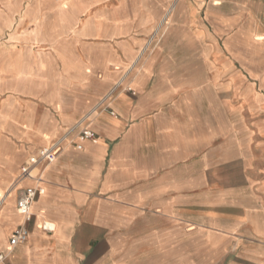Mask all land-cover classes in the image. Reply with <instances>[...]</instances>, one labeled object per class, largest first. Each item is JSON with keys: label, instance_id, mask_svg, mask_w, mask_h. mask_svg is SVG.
<instances>
[{"label": "crops", "instance_id": "crops-1", "mask_svg": "<svg viewBox=\"0 0 264 264\" xmlns=\"http://www.w3.org/2000/svg\"><path fill=\"white\" fill-rule=\"evenodd\" d=\"M65 1L0 0L6 264H264V0H117L84 22ZM16 182L45 189L28 222Z\"/></svg>", "mask_w": 264, "mask_h": 264}, {"label": "built area", "instance_id": "built-area-1", "mask_svg": "<svg viewBox=\"0 0 264 264\" xmlns=\"http://www.w3.org/2000/svg\"><path fill=\"white\" fill-rule=\"evenodd\" d=\"M80 139H97L96 134L90 129H84L79 133ZM63 139H60L49 146H45L30 155L25 164L20 169L19 179H35L38 182L43 180L46 168L56 161ZM79 149L82 145H77ZM18 183L14 185L17 191L18 201L17 208L21 214L25 216L26 222L30 221L32 214V204L38 195L45 193V189L39 185L30 187H18ZM29 235L26 226L16 228L10 239L12 247L24 243ZM9 254L0 252V264H6Z\"/></svg>", "mask_w": 264, "mask_h": 264}, {"label": "rangeland", "instance_id": "rangeland-1", "mask_svg": "<svg viewBox=\"0 0 264 264\" xmlns=\"http://www.w3.org/2000/svg\"><path fill=\"white\" fill-rule=\"evenodd\" d=\"M65 1V0H64ZM66 2V1H65ZM79 4L81 8H83V12L80 15L81 22L86 21L87 19H92L95 17L96 14L104 13L108 14L109 10H113L115 6H117V0H77L75 1ZM201 16L204 18V12H200ZM163 17L162 11H154L153 12V18L158 23L160 19ZM172 14L169 17L172 18ZM169 25L163 27L160 29L157 38L161 37L162 34L168 29ZM10 33L11 31L7 32L6 38H2L0 41V49H10L13 48V46H16L17 43L15 41H12L10 39ZM158 41V39H157ZM157 41L154 43L156 45ZM92 43V42H91ZM91 43H87L88 46L91 45ZM204 45L200 42H198L197 37L194 36V34L191 31V65H194L196 67H200L203 64V60L201 58H198V56L201 53V50H203ZM197 77L199 75H196Z\"/></svg>", "mask_w": 264, "mask_h": 264}]
</instances>
